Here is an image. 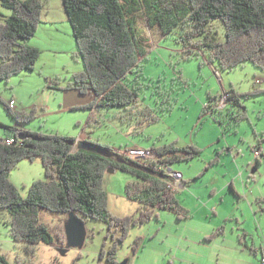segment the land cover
<instances>
[{
	"label": "rangeland",
	"instance_id": "374dc122",
	"mask_svg": "<svg viewBox=\"0 0 264 264\" xmlns=\"http://www.w3.org/2000/svg\"><path fill=\"white\" fill-rule=\"evenodd\" d=\"M42 1L43 18L53 23L39 26L35 37L26 42L40 50L34 70L0 80L1 123L20 129L16 131L19 140L25 137L22 131H31L88 139L120 151L133 147L156 150L171 143L179 148H199L202 152L197 158L167 169L172 175V188L192 217L180 220L175 213L159 211L157 219L133 228L119 248L118 262L259 264V256L256 258L250 250L248 235L254 234L264 249V236L255 234L258 225L264 232V70L249 62L237 69L221 70L217 63L210 62L207 51L195 46L201 38L184 45L180 42L182 29L166 36L158 25L148 26L140 4L134 10L130 4L125 7L130 8L135 20L136 37L148 49L142 60L140 82L145 87L140 96L141 110L93 109V94L57 88H64L73 75L84 72V63L75 56L78 49L63 0ZM10 16L11 9L0 3V23ZM212 27L218 31V40L224 42L221 22ZM233 93L239 95L240 105L228 100ZM11 100L16 108H8L10 111L33 113V119L18 123L6 108ZM146 108L153 109L156 121L149 119L148 112L143 114ZM242 113L245 118L239 120L237 116ZM14 135L15 131L0 126V137ZM87 147L103 156L110 155L104 149ZM255 150L263 152L257 168ZM215 159L218 163L210 165ZM43 168L40 160H25L10 173L23 199L29 196L32 183L46 180ZM175 174L181 176L179 184ZM131 181L133 177L125 172L105 174L104 187L114 216L138 215L139 204L125 194V186ZM6 212L0 210V253L10 264L105 263L100 260V252L109 241L106 223L82 220V233L70 244L64 225L68 216L41 209L39 220L50 228L53 243H40L35 251H27L11 236ZM222 228L223 234L206 240ZM64 236L67 241H62ZM137 238L142 239L143 246L134 255L132 246Z\"/></svg>",
	"mask_w": 264,
	"mask_h": 264
},
{
	"label": "trees",
	"instance_id": "16d2710c",
	"mask_svg": "<svg viewBox=\"0 0 264 264\" xmlns=\"http://www.w3.org/2000/svg\"><path fill=\"white\" fill-rule=\"evenodd\" d=\"M124 1L125 4L123 0H63L78 49L75 56L84 63V72L73 75L64 88H57L93 94L90 108L141 110L140 96L145 87L140 82L142 60L146 59L148 49L136 37L135 20L130 16V8L125 7L130 4L133 10L140 4L148 26L158 25L166 36L182 29L184 34L180 42L184 45L201 38L195 46L207 51L210 62L217 63L221 70L237 69L246 62L264 70V0ZM0 3L12 11V16L0 23V80H8L22 71L34 70L40 50L26 42L38 33L45 2L0 0ZM215 22H221L225 29L224 42L218 40V31L212 27ZM232 99L240 105L238 94H229L228 100ZM8 112L23 124L35 116L9 109ZM147 112L149 119H158L152 114L153 109L148 108L143 114ZM237 118H245L244 113ZM0 126L15 131L13 145L0 144V210L7 211L10 234L24 250L35 251L40 243H53L50 228L39 220L41 209L51 213L75 212L80 220L95 219L106 223L109 241L100 252L104 264H120L119 248L133 228L157 219L159 211L175 213L180 220L192 217L161 166L169 169L175 163H189L202 152L195 146L179 148L171 143L156 148L160 156L157 162L142 161L127 157L126 150L94 141L84 144L104 149L110 155L103 156L88 147L74 151L76 138L59 134L22 131L25 137L19 140L16 131L20 129L9 128L1 121ZM36 159L42 162L46 180L32 183L29 196L23 199L12 184L10 173L21 162ZM259 160L257 158L256 168ZM215 162L218 160L211 161L210 165ZM109 168L133 177L125 186V194L128 200L139 204L138 215L118 217L111 213L109 195L104 187L105 172ZM223 232L221 229L206 240ZM142 246V239L137 238L132 246L133 254L137 255ZM0 264H10L2 253Z\"/></svg>",
	"mask_w": 264,
	"mask_h": 264
},
{
	"label": "built area",
	"instance_id": "2783aa9c",
	"mask_svg": "<svg viewBox=\"0 0 264 264\" xmlns=\"http://www.w3.org/2000/svg\"><path fill=\"white\" fill-rule=\"evenodd\" d=\"M8 107L10 110H14L16 108V102L14 100H11L10 102H8ZM3 138L14 139V137H8V136L3 137ZM81 143H82L81 140H76L74 151H77L80 148L79 145ZM254 153L256 155V158H259L261 155L260 150H255ZM126 154H127V157L132 158V159L138 158V159H142V161H152V162H157L159 157H160L157 154L156 150H154V149H143L142 147L130 148V149L126 150ZM161 168L165 169L167 171V173L171 179L172 175L169 173L167 168L164 166H161ZM175 176L177 177V184H179L178 182L180 181L179 178H181V176H180V174H175ZM170 181L171 180H169V182ZM170 184H171V182H170ZM171 186L174 187L173 185H171ZM174 190H176V189L174 188ZM262 263L264 264V250H263Z\"/></svg>",
	"mask_w": 264,
	"mask_h": 264
},
{
	"label": "crops",
	"instance_id": "0c3cea01",
	"mask_svg": "<svg viewBox=\"0 0 264 264\" xmlns=\"http://www.w3.org/2000/svg\"><path fill=\"white\" fill-rule=\"evenodd\" d=\"M53 22L51 21V20H47V19H42V24H40V26H47V25H51ZM6 137V136H5ZM79 140H81V144H80V147L82 146V147H87L85 144H84V142H86V141H89L88 139H82V138H80ZM261 152H262V150H261ZM262 154H263V152H262ZM208 168H210V166L208 167ZM108 172H106L107 174H115L118 170H107ZM105 173V174H106ZM250 194H252V191H250ZM178 195V194H177ZM178 198H179V196H178ZM180 200V199H179ZM181 201V200H180ZM182 202V201H181ZM183 205V204H182ZM185 206V205H184ZM186 208V207H185ZM188 209V208H187ZM189 210V209H188ZM261 211L264 213V208H261ZM191 212V211H190ZM6 214L8 215V213L6 212ZM71 214V213H70ZM70 214H65L66 216H68V219H67V221L65 222V227H66V224L69 222V220H70ZM77 215V214H76ZM78 216V215H77ZM9 217V216H8ZM223 229V228H222ZM257 232H259L261 235H262V237L264 236V232L262 231V230H260L259 229V225H258V227H257V231H255V234L257 233ZM224 233V232H223ZM253 235L254 234H249L248 235V237L251 239V244H252V249H250L251 250V252L252 253H254V255L256 256V258L259 256V259H260V263L259 264H261V262H262V257H263V244H262V242H260V241H256L254 238H253ZM245 237H246V235H245ZM63 239H62V241L64 240V238H65V236L64 237H62ZM66 239V238H65ZM262 239V238H261ZM241 240V239H240ZM61 240L59 239L58 240V242H60ZM66 241H67V239H66ZM240 242H243V240H241Z\"/></svg>",
	"mask_w": 264,
	"mask_h": 264
},
{
	"label": "water",
	"instance_id": "95a60500",
	"mask_svg": "<svg viewBox=\"0 0 264 264\" xmlns=\"http://www.w3.org/2000/svg\"><path fill=\"white\" fill-rule=\"evenodd\" d=\"M77 213L73 212L70 214V220L66 224V233L68 235V240L70 244H73L76 237H79L78 233H82V226H83V221L80 220V218L76 215ZM124 264V263H120Z\"/></svg>",
	"mask_w": 264,
	"mask_h": 264
},
{
	"label": "bare ground",
	"instance_id": "6f19581e",
	"mask_svg": "<svg viewBox=\"0 0 264 264\" xmlns=\"http://www.w3.org/2000/svg\"><path fill=\"white\" fill-rule=\"evenodd\" d=\"M14 143H15L14 139H8V138L0 137V144H6L7 146H11Z\"/></svg>",
	"mask_w": 264,
	"mask_h": 264
}]
</instances>
